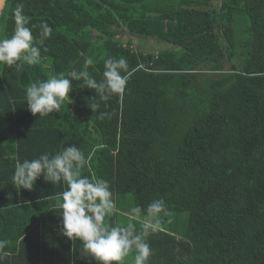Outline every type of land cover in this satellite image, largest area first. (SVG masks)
<instances>
[{
  "label": "trees",
  "instance_id": "trees-1",
  "mask_svg": "<svg viewBox=\"0 0 264 264\" xmlns=\"http://www.w3.org/2000/svg\"><path fill=\"white\" fill-rule=\"evenodd\" d=\"M19 3L34 37L41 22L52 33L40 63L0 65V264H97L61 234L63 182L12 184L17 162L72 145L88 158L82 175L109 182L113 224L164 199L147 264H264V0H7L0 38ZM137 38L169 47L139 50ZM86 57L97 80L107 58H125L124 92L93 113L95 93L73 81L60 113L33 116L25 88Z\"/></svg>",
  "mask_w": 264,
  "mask_h": 264
},
{
  "label": "clouds",
  "instance_id": "clouds-1",
  "mask_svg": "<svg viewBox=\"0 0 264 264\" xmlns=\"http://www.w3.org/2000/svg\"><path fill=\"white\" fill-rule=\"evenodd\" d=\"M7 7V0H0V8ZM14 31L10 37L0 38V65L21 71L25 65H36L44 57L41 50L45 40L51 36L52 28L47 22L39 24V38L34 37L31 17L24 14V5L19 3L12 10ZM95 61L86 57L82 67L72 68L66 73L50 76L46 80H37L25 88L27 110L33 116L45 117L53 112L60 113L65 101H70L73 81L79 82L80 89L95 93L89 106L98 112L101 103L113 95L122 94L127 85L128 63L125 58H107L103 63L101 79L89 71ZM112 113L100 112L98 119H110ZM88 165V158L77 146L62 148L55 154L43 153L35 159L17 162L12 176L16 189L32 191L38 178L53 184L66 185L59 194V217L61 234L69 241L82 244V257H91L97 264H123L131 256L132 264H147L152 249L147 237L161 230L160 215L167 214V205L163 198L153 200L146 209L132 207V219L126 225L113 224L115 201L109 182L91 175H82ZM146 217V218H144ZM141 220L138 230L132 220ZM8 241L0 240V250Z\"/></svg>",
  "mask_w": 264,
  "mask_h": 264
},
{
  "label": "rangeland",
  "instance_id": "rangeland-1",
  "mask_svg": "<svg viewBox=\"0 0 264 264\" xmlns=\"http://www.w3.org/2000/svg\"><path fill=\"white\" fill-rule=\"evenodd\" d=\"M213 2H214V5L219 6L220 3H221V0H213ZM118 39L123 44H126V42L128 40V37L124 33H122V34H119ZM134 45H136V47L139 50H145V49H147L149 51H154V52H156L158 50H161V49H163L165 47H169L168 45H165L163 43H157V42L151 41V40H141L140 38H137V40L134 41ZM185 217H186L185 214H183L181 218L178 217V219L180 218L179 219V225H180V227H179V234L181 232H183L184 229H185V224L186 223H185V221H183V219L185 220Z\"/></svg>",
  "mask_w": 264,
  "mask_h": 264
},
{
  "label": "water",
  "instance_id": "water-1",
  "mask_svg": "<svg viewBox=\"0 0 264 264\" xmlns=\"http://www.w3.org/2000/svg\"><path fill=\"white\" fill-rule=\"evenodd\" d=\"M3 9H4V8H0V17H1V14H2Z\"/></svg>",
  "mask_w": 264,
  "mask_h": 264
}]
</instances>
